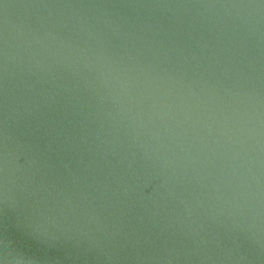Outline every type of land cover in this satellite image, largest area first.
<instances>
[{"label": "water", "instance_id": "95a60500", "mask_svg": "<svg viewBox=\"0 0 264 264\" xmlns=\"http://www.w3.org/2000/svg\"><path fill=\"white\" fill-rule=\"evenodd\" d=\"M0 264H264V0H0Z\"/></svg>", "mask_w": 264, "mask_h": 264}]
</instances>
